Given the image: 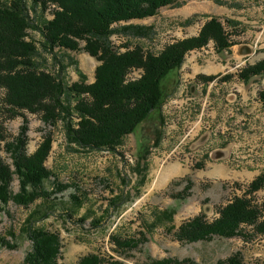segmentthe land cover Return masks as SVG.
Masks as SVG:
<instances>
[{
  "label": "rangeland",
  "instance_id": "374dc122",
  "mask_svg": "<svg viewBox=\"0 0 264 264\" xmlns=\"http://www.w3.org/2000/svg\"><path fill=\"white\" fill-rule=\"evenodd\" d=\"M15 1L0 0V4L10 7ZM22 1L35 26L27 29V39L35 45L33 61L38 70L68 86L92 83L99 65L96 58L84 51L51 52L44 41L42 28L57 6ZM212 19L222 24L229 47L219 49L211 40L188 52L163 82L160 111L127 135L115 151L77 145L65 134L63 121L47 125L40 113L13 115L4 103L5 91L0 90L1 157L12 165L5 144L27 121V153L51 133L53 144L45 165L67 185L65 191L39 199L29 208L9 202L0 212V241L17 245L10 249L0 244V264H25L30 242L21 231L38 206L48 209L50 216L36 226L59 235L62 264H78L88 254L118 264H149V257L217 264L235 253L241 254L243 264H264V236L215 237L197 243H181L174 237L183 222L199 214L208 221L217 218L222 206L243 195L264 173V75L240 77L244 69L264 60V0H180L153 17L114 24L109 42L117 52L140 47L157 55L176 41L197 37ZM142 73L133 69L126 78L136 80ZM187 181L193 184L190 194L180 199L178 193ZM51 187L48 182L46 188ZM11 191H18L17 178ZM250 197L259 205L264 187ZM169 212L171 221L166 219ZM142 236L146 242L131 251L117 248L113 240Z\"/></svg>",
  "mask_w": 264,
  "mask_h": 264
},
{
  "label": "trees",
  "instance_id": "16d2710c",
  "mask_svg": "<svg viewBox=\"0 0 264 264\" xmlns=\"http://www.w3.org/2000/svg\"><path fill=\"white\" fill-rule=\"evenodd\" d=\"M40 5L57 6L52 19L42 28L44 41L50 51L61 48L71 52L84 51L97 59L94 81L75 82L68 86L58 77L38 70L33 61L35 45L27 39V29L32 25L22 0L10 7L0 4V90L5 91L4 103L13 115L22 111L40 113L47 125L63 121L67 137L77 145L94 150L115 151L123 139L153 113L160 111L163 102V82L168 74L179 68L185 55L204 47L213 40L219 49H226L230 42L222 24L212 19L205 24L197 37L186 38L168 45L155 55L144 53L140 47L117 52L109 42L112 26L134 19L155 16L166 6L180 0H33ZM35 27L32 25L30 28ZM81 42L84 45L81 47ZM133 69L143 71L140 78L127 80ZM264 75V60L240 73L243 80ZM208 81L215 77H203ZM264 97V96H263ZM72 98L74 102L72 103ZM74 116L78 121L74 122ZM27 121L19 134L6 142L12 165L0 155V212L12 202L29 208L39 199H50L67 189L54 178L45 165L52 149L51 133L45 134L37 149L27 153ZM161 134L156 138L157 144ZM145 159V156L143 157ZM141 158V159H143ZM141 182L145 174L141 173ZM54 178L51 182L50 179ZM14 178L18 180V191H11ZM50 182L51 188H46ZM187 181L179 194L186 199L192 188ZM264 187V173L257 176L245 193L233 198L218 211V217L208 221L199 214L183 222L174 237L181 243L210 242L215 237L251 239L264 236V199L255 204L252 194ZM77 201V198L72 195ZM36 207L26 218L23 234L30 242V250L24 257L25 264L59 263L61 241L57 233L36 225L50 216L48 209ZM167 213V212H166ZM173 213L166 214L171 221ZM13 238L16 236L11 235ZM117 248L124 251L137 249L146 242L140 239L114 238ZM0 244L15 249L17 245L2 239ZM78 264H118L99 254H88ZM149 264H195L191 259H152ZM217 264H243L240 253H235Z\"/></svg>",
  "mask_w": 264,
  "mask_h": 264
}]
</instances>
